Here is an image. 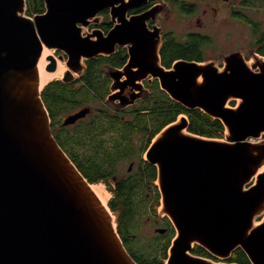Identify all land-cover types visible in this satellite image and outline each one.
<instances>
[{"label": "water", "instance_id": "obj_1", "mask_svg": "<svg viewBox=\"0 0 264 264\" xmlns=\"http://www.w3.org/2000/svg\"><path fill=\"white\" fill-rule=\"evenodd\" d=\"M43 1L45 10L29 16L26 0H0V264H138L111 210L56 141L37 64L44 46L66 53L72 67L111 52L129 40L127 10L145 0ZM105 6L122 24L104 38L79 37L76 22ZM226 63L222 72L189 61L151 71L173 100L225 128L224 138L202 136L178 116L145 151L156 167L158 213L175 230L165 264H220L194 255L195 245L222 259L240 248L251 264H264V57L254 54L246 65L231 54ZM56 66L49 56L45 70ZM137 96L121 98L120 107Z\"/></svg>", "mask_w": 264, "mask_h": 264}, {"label": "flooded vegetation", "instance_id": "obj_2", "mask_svg": "<svg viewBox=\"0 0 264 264\" xmlns=\"http://www.w3.org/2000/svg\"><path fill=\"white\" fill-rule=\"evenodd\" d=\"M137 3L138 5H133L127 10L126 21L129 25L127 28H122L128 31L126 34L129 40L116 41L114 49L109 53L101 52L94 57L82 58L80 67L67 66L64 63L65 71L59 76L60 78H53L43 86L44 88L50 82L57 81V85L68 90L63 97L72 104V111L63 114L58 123H56V117L49 114L54 137L61 134H73L86 123H96L105 113L116 116L126 126L127 121L132 119L140 106L151 107L141 112L157 110L156 104L165 103L169 95L161 88L159 77L152 75L151 71L168 70L178 61L199 63L210 61L217 72H222L226 68V57L231 54H235L246 65L250 59H253L254 54L264 57V30L260 32L256 24L259 23L257 20H264V0H145ZM35 4L40 5L41 1L36 0ZM117 5L119 2L114 4V6ZM41 7L43 9L41 12H32L28 15L42 13L45 10L43 0ZM111 9V6H105L87 20L76 22L75 29L79 37L92 40L104 38L112 29L120 26L123 20H120L117 15H112ZM257 11H260L263 18L258 19L254 16ZM209 24L214 27L210 25L211 29H209ZM248 26L251 33L257 35L249 43L250 48L247 47L245 33ZM237 28L243 29V32L240 34ZM53 53L63 62L68 58V55L59 49L54 50ZM61 55L63 58L60 57ZM125 70L129 73L127 74ZM113 85H115L114 88ZM87 89H91L92 93L89 101L86 102L83 95ZM45 94L49 97L53 95L52 91ZM111 94L114 95V99L107 100ZM136 94L138 96L132 104L120 107L121 98L131 99V96ZM234 103V100L227 102L230 106ZM83 108H88L85 115L72 123L63 124L68 115ZM189 110L205 113L200 108ZM189 114L183 110L178 113V116L188 118ZM158 123L155 127L149 124L148 128H125L120 129L118 133L112 131L105 134L109 140L117 135L116 140L121 142L117 149L127 154L120 155L121 159L112 164V169L100 180L112 185L143 184L145 198L155 201L158 194L159 201L156 167L144 157L151 141V139L148 141V136L155 135L154 130ZM97 134L99 137L102 136V132ZM127 163L128 166L123 171V166ZM84 167L87 170L90 169L88 163ZM146 219L152 222L155 234L153 240H147L142 246L168 249L175 234L170 219L166 215L154 218L150 215ZM131 237L133 238V235ZM133 244L136 245L137 241H133ZM237 250L238 248L225 259L215 257L207 250H205L206 254L193 250L192 253L217 263L245 264L231 259L233 255H236ZM242 252L247 259L246 264H251L245 252L243 250Z\"/></svg>", "mask_w": 264, "mask_h": 264}, {"label": "trees", "instance_id": "obj_3", "mask_svg": "<svg viewBox=\"0 0 264 264\" xmlns=\"http://www.w3.org/2000/svg\"><path fill=\"white\" fill-rule=\"evenodd\" d=\"M40 1L41 4L37 5L35 4L36 0H28L26 14L41 12L43 9L41 7L42 0ZM48 91H52L53 95L51 97L45 94ZM66 93H68V90L57 85V81L50 82L42 90V99L50 116L56 117V123L60 121L63 114L72 111V104L63 97ZM91 93L92 90L87 89L83 95L86 102L89 101ZM156 107L157 110L155 111L152 109L150 112H141V110L150 109L151 107L140 106L136 109L137 111L134 113L132 119L127 121L126 126L116 116L105 113L96 123H86L73 134H61L55 138L67 155L74 158L72 159L75 160L74 162L77 164L75 165L81 173L92 183L100 181L112 169L116 161L121 159L120 155L127 154L117 149L121 143L116 140L117 135L112 136L111 140L105 136V134L112 131L118 133L120 129L123 130L125 128H148L149 124L155 127L159 122L154 130L156 135L161 128L173 122L178 117V113L186 110L190 113L188 116L189 124L187 126L189 132L214 138H221L224 135L225 128L219 119H214L199 110H189L169 96L165 103H158ZM97 132H102V136L99 137ZM152 138L153 135L148 136V141ZM86 163L90 165L89 170L84 167ZM144 188L145 185L134 183H118L113 185L111 187L112 197L109 199L108 205L110 209L117 211L118 233L126 249L136 262L138 264H164V259L167 257L166 248L140 247L139 244L138 246L133 244V241H137L138 238L134 232L139 227V219L147 214L151 205V199L145 198L146 192ZM157 197L158 194L156 195ZM140 206H143V208L138 209ZM131 235H133V238ZM193 251L207 253L199 245L195 246ZM231 259L247 263V259L240 248H238L236 255H233Z\"/></svg>", "mask_w": 264, "mask_h": 264}, {"label": "rangeland", "instance_id": "obj_4", "mask_svg": "<svg viewBox=\"0 0 264 264\" xmlns=\"http://www.w3.org/2000/svg\"><path fill=\"white\" fill-rule=\"evenodd\" d=\"M222 14H224L223 12H222ZM253 16V15H252ZM254 16L256 17V18H258V19H261V18H263V15L262 14H260V11H257V13H255L254 14ZM257 21H259V23H256L257 24V26H258V29H259V31L261 32L262 30H264V20H257ZM213 26L214 27V25H212V24H209V29H211V26ZM232 26H234V24H232ZM239 28H237V30H238ZM245 30V29H244ZM238 32L241 34L242 32H243V29H241V30H238ZM245 33H246V38H247V47L248 48H250V45L251 44H249L250 42H252L256 37H257V35H255V34H252L251 33V30H250V27L248 26L247 27V29L245 30ZM50 50V49H49ZM249 51H250V49H249ZM51 53L54 55V53H53V50H51ZM50 53V54H51ZM58 57V56H57ZM59 59V58H58ZM61 60V59H60ZM62 61V63H65V60H64V62H63V60H61ZM252 61V59H250V61H248V62H251ZM208 62H210V61H208ZM62 75V74H61ZM56 77H54V79H55ZM60 78V77H59ZM66 114V113H65ZM224 136H225V132H224V135L221 137V138H224ZM220 137V136H219ZM108 144H110V143H108ZM141 144H143V142H141ZM76 148H78V147H76ZM144 157H145V154H144ZM127 166H128V163L125 165V166H123V171H125V169L127 168ZM101 184L102 186H103V188H104V190H105V192H107L108 194H109V197L107 198V201L105 202L106 203V206L109 208V210H111V212H112V214H113V217H114V220H115V223H116V227H117V211H115V210H112V209H110V207H109V205H108V201H109V199L112 197V190H111V187L113 186L111 183H109V182H107V184L106 183H104L102 180H100V181H97V182H92V184ZM157 201V202H156ZM154 203H155V205H154ZM159 206H160V198H159V201L157 200V198H156V200L155 201H151V205H150V209L148 210V212H147V214L146 215H144V216H142L140 219H139V227H138V229H136L135 230V234L138 236V238H137V244L136 245H140V246H142V245H144L145 243H146V241L148 240V241H151V240H153L154 238H153V236H154V234H155V231L153 230V228H154V226H152V222L151 221H149L148 219H146V217L147 216H150L151 215V217H155V216H158V217H161V216H163V215H161V214H159L158 213V210H159ZM147 207H148V204H147ZM143 208V206H140V207H138V209H142ZM139 214V213H138ZM258 219H261V217H259ZM141 243V244H140ZM164 264H165V259H164ZM220 264H224V263H220Z\"/></svg>", "mask_w": 264, "mask_h": 264}, {"label": "bare ground", "instance_id": "obj_5", "mask_svg": "<svg viewBox=\"0 0 264 264\" xmlns=\"http://www.w3.org/2000/svg\"><path fill=\"white\" fill-rule=\"evenodd\" d=\"M49 49L50 48H48L46 46L43 47V51H42L41 57L39 58V61H38V64H37L38 72H39V80H40V83H41L42 86L45 85L50 80H52L54 77H59L65 71V64L62 63V61L60 59H58V57H56L55 55H53L51 53V50H53V49H50V50ZM49 56H53L54 59L56 60V63H57L56 70L53 71V72H48L44 68V66L49 62ZM224 132H225V130H224ZM91 188L93 189V191L96 193V195L100 198V200L103 203H105L107 201V198L109 197V194L107 192H105V190H104V188H103V186L101 184H95V183L91 184ZM113 223L116 226L114 217H113ZM116 229H117V227H116Z\"/></svg>", "mask_w": 264, "mask_h": 264}]
</instances>
